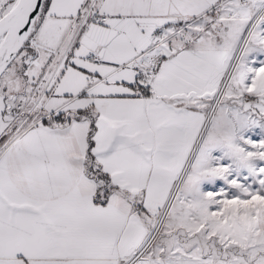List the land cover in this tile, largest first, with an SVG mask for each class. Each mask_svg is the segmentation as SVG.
Here are the masks:
<instances>
[{
  "label": "snow or ice",
  "instance_id": "6c2138e0",
  "mask_svg": "<svg viewBox=\"0 0 264 264\" xmlns=\"http://www.w3.org/2000/svg\"><path fill=\"white\" fill-rule=\"evenodd\" d=\"M0 264H264V0H0Z\"/></svg>",
  "mask_w": 264,
  "mask_h": 264
}]
</instances>
